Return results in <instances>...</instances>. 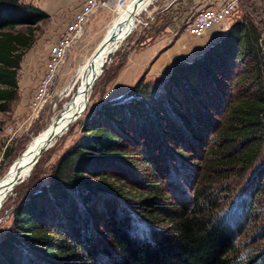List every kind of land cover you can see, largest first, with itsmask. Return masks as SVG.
Segmentation results:
<instances>
[{"label":"trees","instance_id":"trees-1","mask_svg":"<svg viewBox=\"0 0 264 264\" xmlns=\"http://www.w3.org/2000/svg\"><path fill=\"white\" fill-rule=\"evenodd\" d=\"M49 17L0 0V111ZM263 46L245 16L163 83L104 103L14 207L0 264H264V245L242 242L264 197V166L246 181L264 147Z\"/></svg>","mask_w":264,"mask_h":264},{"label":"rangeland","instance_id":"rangeland-1","mask_svg":"<svg viewBox=\"0 0 264 264\" xmlns=\"http://www.w3.org/2000/svg\"><path fill=\"white\" fill-rule=\"evenodd\" d=\"M27 1L28 0H23V2L26 3ZM129 1L131 0H127V3H129ZM161 2L162 0H152V2L138 14L133 28L122 41L119 48L109 55L107 62L103 66V73L91 87L89 91V104L83 115L79 120H76L70 125L69 130L61 136L51 148L41 155L31 175L17 184L10 192L0 209V237L12 225V212L14 207L26 198L28 192L35 188L36 185L40 184L41 186L49 182L50 173L58 160L69 148H71V146L76 144L82 136L83 122L102 107L104 103L118 99H125V101L129 100V97L126 95L142 77H145L147 81H152L155 85L163 83L170 76L178 63L191 62L198 58L212 43L224 37L234 22L245 16H249L250 19L258 25L264 38V0H238L235 12L229 19L219 25L221 31L212 37L205 48L199 47V43L196 42L198 38L192 37L193 42L187 43L184 52L169 56L164 53L163 50L160 55L156 56L148 63L146 69L137 80L130 84L124 83V85H122L123 70L126 68L127 64L129 65L131 56L142 53L144 47L150 43H154L153 39L150 37L157 29H162L161 26L163 25L159 24L160 22L169 23V21H173L168 16L161 19V15H157L156 19H152L153 13L155 12V5ZM127 3L125 5H127ZM198 3H200L199 0H191L186 5V12L183 17L186 23L182 30L185 29L188 32L187 28L189 23L192 22L195 16L201 11L200 9L197 10ZM118 11L119 8L114 2V5L109 4V6L101 7V10L93 14V16H97V18L91 17V20L85 26L83 35L70 50L60 70L57 82L52 89L49 100L40 113L34 114L30 104L45 76L50 48L57 40H60L65 29V24H56L51 17L40 24L36 41L25 53L21 62V68L18 74V98L13 102L8 111H0V142L2 144V146L0 145V181L5 177L14 162L18 160L34 139L48 127L53 117L62 112L78 95L82 83L78 78V69L92 56L103 42L105 33L114 18L118 15ZM160 63L161 71L156 72L157 66ZM24 84L26 88H24ZM24 90L29 91L28 94H25V96L29 98V101L24 113L18 116L15 114L16 108L21 103L22 97H24ZM10 126H15L18 129L17 134L12 135L10 133ZM8 146L11 150V156L3 161L4 153ZM263 166L264 147L259 160L255 164V168L251 170V173H249V176L246 178L247 183L250 181V178H253L252 176L256 169H260ZM233 180H235L234 182H240V184L242 181L238 178ZM247 183H245V185ZM238 188L240 189L242 187ZM257 208L258 217H255L252 225L248 227L242 238V242L251 244L254 240H257L254 246H261L264 245V231H260L264 228V197ZM256 235L257 238L254 239Z\"/></svg>","mask_w":264,"mask_h":264},{"label":"crops","instance_id":"crops-1","mask_svg":"<svg viewBox=\"0 0 264 264\" xmlns=\"http://www.w3.org/2000/svg\"><path fill=\"white\" fill-rule=\"evenodd\" d=\"M86 1L87 0H28L27 3H24L34 5L47 12L50 17L53 18L54 23L65 24L64 33L62 34L63 36L67 31L68 26L74 20L77 12L82 8ZM190 1L191 0H162L161 3L155 5V12L153 13L152 19H156L157 15H161V19L168 16L173 21H169V23L160 22L159 24L163 25L161 26L162 29H157L150 37L153 39L154 43H150L144 47L142 53L131 56L129 65L127 64L126 68L123 70L124 72L121 80L122 85H124V83L130 84L137 80L146 69L148 63H150L153 58L160 55L163 50L164 53L169 56L178 55L184 52L188 42H193L192 37L198 38L196 42L199 43V47L205 48L212 37L221 31L219 25L208 30L205 34L197 36L190 34L185 29L182 30L186 23L185 19H183L186 12V5ZM229 1L230 0H199L200 3H198L197 10H203L209 7L220 8ZM110 2L111 5H114L115 0H110ZM99 10H101V8ZM95 17L97 18V16H93V18ZM157 67L156 72L161 71V63ZM24 88H26L25 84ZM28 93L29 91L26 90L23 94L24 97H22L21 103L16 108L15 114L18 116H21L26 110L29 98L26 97L25 94ZM0 145L2 146L1 142Z\"/></svg>","mask_w":264,"mask_h":264},{"label":"bare ground","instance_id":"bare-ground-1","mask_svg":"<svg viewBox=\"0 0 264 264\" xmlns=\"http://www.w3.org/2000/svg\"><path fill=\"white\" fill-rule=\"evenodd\" d=\"M151 2L152 0H131L127 5L119 9L118 15L114 18L105 34L103 54L96 60V50L78 69V78L82 82L78 95L69 103V106L53 117L48 127L24 151L26 152L28 150L25 156L22 157L21 155L18 161L14 162L5 177L0 181V209L10 194V184L17 180L18 177L19 179L17 181L22 178L27 179L38 163L41 157L39 155H42L46 150L51 148L69 130L70 125L76 120H79L83 115L89 104L87 87L92 70L95 69L99 73L106 58L120 46L123 37H126L133 28L138 14ZM79 113L81 115L76 117ZM57 131L59 134L54 136Z\"/></svg>","mask_w":264,"mask_h":264},{"label":"built area","instance_id":"built-area-1","mask_svg":"<svg viewBox=\"0 0 264 264\" xmlns=\"http://www.w3.org/2000/svg\"><path fill=\"white\" fill-rule=\"evenodd\" d=\"M126 3L127 0H115V5L119 9L124 7ZM109 4H111L110 0H87L77 12L62 38L51 46L45 76L30 104L34 114L40 113L49 100L70 50L83 35L85 26L91 20L93 14L101 7L109 6ZM237 5L238 0H230L220 8L209 7L201 10L194 20L189 23L188 32L194 36L204 34L229 19L235 12ZM9 131L12 135H15L18 129L15 126H10Z\"/></svg>","mask_w":264,"mask_h":264},{"label":"water","instance_id":"water-1","mask_svg":"<svg viewBox=\"0 0 264 264\" xmlns=\"http://www.w3.org/2000/svg\"><path fill=\"white\" fill-rule=\"evenodd\" d=\"M129 34V33H128ZM127 37V36H126ZM126 37H123V40L126 38ZM121 45V44H120ZM104 48H105V46H104V44H103V42L99 45V47H98V49H97V52H96V56H95V59L96 60H98L99 58H100V56L103 54V52H104ZM119 48V47H118ZM117 48V49H118ZM116 49V50H117ZM109 57V56H108ZM107 57V58H108ZM107 58H106V60H105V62L102 64V67L100 68V71H99V73L98 72H96V70L95 69H93L92 70V75H91V77H90V79H89V82H88V87H87V91H88V93H89V91H90V89H91V87L93 86V84L97 81V79L99 78V76L103 73V66L105 65V63L107 62ZM69 106V105H68ZM81 115V113H79L76 117H78V116H80ZM59 133H58V131L57 132H55V134H54V136H56V135H58ZM28 152V150L26 151V152H23V154H22V157L23 156H25V154ZM42 154V153H41ZM41 155H39V157H40ZM18 160H16V162H17ZM18 179H19V177H18ZM17 179V180H18ZM17 180H15L14 182H12L11 184H10V188H9V191L11 192L14 188H15V186L17 185V184H19V183H21L22 181H24L25 180V178H22V179H20L19 181H17Z\"/></svg>","mask_w":264,"mask_h":264}]
</instances>
